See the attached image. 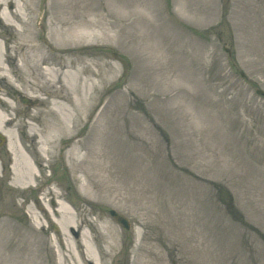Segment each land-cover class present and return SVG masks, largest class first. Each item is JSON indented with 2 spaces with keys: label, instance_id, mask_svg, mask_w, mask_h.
<instances>
[{
  "label": "rangeland",
  "instance_id": "374dc122",
  "mask_svg": "<svg viewBox=\"0 0 264 264\" xmlns=\"http://www.w3.org/2000/svg\"><path fill=\"white\" fill-rule=\"evenodd\" d=\"M82 1L85 20H122L78 50L93 71L106 64L92 104L93 116L108 104L102 126L85 138L92 118L82 116L75 140L86 161L72 173L63 141L50 158L28 134L39 129L29 117L39 101L18 80V91L0 82L15 108L6 110L14 141L39 170L35 183L13 184L14 157L0 143V258L12 238L40 264H70L59 222L92 239L102 219L118 234L112 264H264V0ZM48 13V0H37L33 27L41 19L45 31ZM0 35L15 40L4 25ZM93 151L104 155L95 165Z\"/></svg>",
  "mask_w": 264,
  "mask_h": 264
},
{
  "label": "bare ground",
  "instance_id": "6f19581e",
  "mask_svg": "<svg viewBox=\"0 0 264 264\" xmlns=\"http://www.w3.org/2000/svg\"><path fill=\"white\" fill-rule=\"evenodd\" d=\"M36 1L0 0V26L4 25L15 33L14 41L3 40L0 35V82L14 88L15 91L19 90L18 81L27 86L29 89L26 92L27 97L38 100L42 107L29 116L31 121L38 124L39 129L31 124L27 127L29 136L37 139V153L45 156L50 154L52 158L53 149L57 143L63 141V146H68L69 150L64 153L63 147L59 151L60 156L62 155L73 173L77 163L86 161V156L82 159L78 157L79 151L85 145L84 140H75L78 136L76 129L81 123L82 116L87 114L92 118L85 124L84 137L88 138L93 127H97V130L101 128L108 105L106 102L93 116L92 104L99 86L105 84L106 71L103 69L106 68V64L98 63L96 71H93L91 66L95 64L85 62L87 56L78 50L95 34L94 29L107 32L108 28L115 27V24L122 23V20L107 22L105 17H100L99 20H85L80 15L87 9L83 1L81 5L80 0H48L49 13L44 31L41 19L33 27ZM7 4L8 9L4 8ZM43 14L44 11L42 16ZM39 33L42 35L40 40L37 39ZM38 94L45 98H39ZM11 109L15 108H12L6 95L3 99L0 98V135L6 138L8 152L14 157L12 183L31 184L35 180V168L24 154L28 151L26 152L22 145L19 149L14 141V131L10 126L13 121L6 111ZM133 118H136L135 115ZM97 130L96 136L100 132ZM93 140V144L99 143L100 137L97 136ZM93 157V165L104 159V155L99 151H93ZM49 196L55 198L51 192ZM44 206L49 208L55 217V211L46 204ZM63 212L64 207L56 210L60 216ZM65 221L58 224L61 232L56 235V241L61 251L68 254L66 259L68 263L112 264L118 234L109 223L101 219L99 223L102 231L98 226L96 229L91 226L92 230H95L93 232L95 236L93 235L91 239L80 233L79 223ZM70 229H74L76 233H69ZM8 242L7 254L5 252L4 257L1 256L0 264H40L33 260L26 245V256L24 254L21 256V253L25 252L17 239L10 238ZM93 249L98 253L97 256ZM136 260L137 258L133 259L132 263ZM63 261L65 262L64 259ZM139 263L140 260L134 264Z\"/></svg>",
  "mask_w": 264,
  "mask_h": 264
},
{
  "label": "water",
  "instance_id": "95a60500",
  "mask_svg": "<svg viewBox=\"0 0 264 264\" xmlns=\"http://www.w3.org/2000/svg\"><path fill=\"white\" fill-rule=\"evenodd\" d=\"M22 103H26L25 101H22ZM109 214L114 218V220L120 225L122 226L123 228L127 229L128 228V224L126 222V220L117 215L114 211H110Z\"/></svg>",
  "mask_w": 264,
  "mask_h": 264
}]
</instances>
